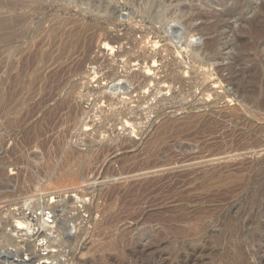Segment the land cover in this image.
Segmentation results:
<instances>
[{
    "label": "rangeland",
    "instance_id": "1",
    "mask_svg": "<svg viewBox=\"0 0 264 264\" xmlns=\"http://www.w3.org/2000/svg\"><path fill=\"white\" fill-rule=\"evenodd\" d=\"M70 1H73V3L71 2L72 4L79 3V5L82 6V8L87 9V12L89 10L88 8H90L89 11L90 13L94 9V5H100L101 2L104 1H105V5L109 2H112L110 4L115 6L116 14L119 19L126 22L133 21L139 25H142L144 31L151 30L154 32L156 31L157 35L159 34L158 36L154 34L151 35V37L154 36L153 40L157 43V49H154L153 51V47H151L148 51L150 55L151 53L152 55L154 54L157 55L156 57L157 62L155 64V66L157 65V67L152 65L154 64V62H152L153 60L148 61L150 59L149 58L150 55H149L148 57L149 59L147 60V65L149 64L153 66L151 68L153 69L152 77L150 76L151 80L145 86V88L148 90H146L145 88H144L145 90L142 89V92L144 93L148 92L147 96L149 97L148 100L146 101L148 105L146 106L145 103L146 110L144 109L145 107L143 108V114H144L143 121L145 120L146 122L147 120L148 123L147 122L145 123L142 120L136 122L134 121L132 122L133 124L132 126H135L136 128L130 126L128 128L129 130L128 129L126 130V128L119 126L117 128L115 127L117 129L115 130V128L113 129V127L108 126L107 128L109 132H107L106 129L105 131L99 130V132H97L98 130L95 129L96 123L99 121V118L97 117L96 119L93 118V120L89 119L90 121L86 119L89 125L90 124L92 125V127L91 125L90 126L88 125L89 130H86L85 126L83 127L82 125L83 123H81L79 127L75 129L76 131L73 130V132L69 133L68 135V133L62 131L63 129H60V132L58 134L57 131L53 130L52 126L50 127L49 123L46 124V122H43L42 130L44 131L42 132H44V135L42 133L40 138V141L42 140L40 143L42 144L38 142H34L32 140L33 139L32 136L34 135L35 130L32 127L33 125H31V122H29L28 125L24 126L23 129L17 132H14L11 129H5V130L2 129V131L0 130V156H1L0 174L3 173L2 175H0V238H1L0 251L6 249V244L8 246L11 244L10 240H12V238L9 237L12 236V232H10L9 229L12 227V225H14L15 220H20V216L17 215L20 213L19 211L16 210L17 208L25 204V200L27 201L30 198L28 201L35 202V201H39L38 199H41V201L46 202L54 195V193H61V194H66L67 196L66 199H63L64 202H62L61 204L65 203V205H67L66 207L68 210L66 209V214L64 216V218H66L65 219L66 221L63 224V228L64 227L67 228V233H65V236L63 235L60 238L58 237L57 234L53 235L56 238L53 239V244L56 243V245L54 246L56 248L54 249L60 251L61 254L59 260L56 261L58 264H80V263L81 264H112V263L113 264H182L181 262L182 260L179 258V255L180 254L182 255L184 252L185 253L190 252L192 249H194V247L198 248L199 250L195 259L197 262L193 264H227V263L239 264L240 258L241 259L248 258L246 260L249 261L250 259V262L251 260L254 262V260L257 259V262H260V264H264L263 262L264 255L263 252H261L262 250H264L263 249L264 242H259V243L257 242V244H259L262 247V248L260 247L261 251L259 252L257 251L259 248L256 246L254 247V244L256 243L254 244L251 243L252 246H250L249 243L247 242L248 235H250V233L252 232H248L249 234H247L246 232L247 230L243 232H239V229L238 230L236 229L235 231L234 230L232 231L231 229L233 228L234 224L244 225L246 223L244 222L242 224V221L244 220H248L247 222L248 223L250 222L251 224L252 222L251 217H255L254 213L256 215H260L261 220L264 221V216H263L264 206H262V208H259L258 207L259 205L256 204L257 201L259 203H262L264 201L263 198L264 193H262L264 192V188H262L264 187V185L258 184L262 182L260 181V177H262L261 180L264 177V163L262 164L259 163L258 164L259 166L256 165L257 166L256 168L251 169L250 163L248 164L245 163V160H243L242 157L229 159L230 156H234L236 153V152H232V154H230L231 152L228 151L231 150L234 147V145L232 144V142L231 143H228L226 141L222 142L224 140L223 138L226 137L225 134L227 135L231 132H232L231 134H236V135L243 133L248 137L250 136L253 138L255 136L254 134L256 133L255 136L256 139L262 138V140H264V126H261L262 122L259 121L257 122V118L256 121L254 120L256 116H254L255 114H253L254 113L253 110L250 109L249 111L250 107L244 106L245 109L247 110L243 113L242 117L239 119L238 118L232 119V117L229 115L226 116V114H228L227 112L216 114L213 112L214 109L212 108L214 107V102H215V94H214L215 91H217L221 96H223L224 94L225 96H228V97L223 96V98L225 97L224 101L225 103H227V106H229L230 108L238 105L237 103L239 99L236 96V90L234 84L232 83L229 84L228 82L225 81L226 80L228 81L233 74H236V72L231 74L234 71V69H236L235 71L240 69V68L232 67L234 62L232 61L233 57L235 55H238L237 51H240L242 49L240 48L241 46L239 47V45L243 46L244 43L248 45L250 44V42H252L251 41L252 39L249 36V34L247 33L248 35H246L245 33L247 31L245 30V32L243 33L244 35L247 36L244 38V40H242L243 43L238 42L237 44H235L236 35L232 32H228L227 35L225 36L224 35L220 36L218 40L219 42L217 48L215 50V53H217L218 51V54H216L217 55L216 58L210 59L209 57L207 58L208 56L207 53L202 52L201 48L205 47L207 41H209L211 36L203 35V34L196 35L194 37L188 36L185 27L182 24V21L181 20L179 21V19L177 20V16L179 15L178 6H182L184 4L190 7L194 6L193 9L199 8L202 11L219 13L222 9L214 5L206 6L202 4L203 2H199L195 0H185L186 2L185 1L180 2L174 0L172 4L171 3L168 4L170 7L168 8L165 14L161 13V11L158 10H156L155 12V15L157 16L159 15V17L164 16L167 20L168 19L173 20V22L169 23V25H165L163 27L164 25L163 23H161L160 21L159 22L151 21L152 19L150 20L149 17L146 18L145 17L146 15L143 12L141 13L138 9L129 5L128 2L125 0H99V1L70 0ZM83 2H87V3H83ZM177 2L179 3L177 4ZM260 3L261 0H254V4H256V6L259 5ZM87 4H90L92 6ZM256 6H254L253 8H255ZM250 12L251 10H248L247 12L248 17L251 16ZM101 14H106V12L102 11ZM174 16H176V19L174 18ZM229 25L230 27L240 30V26H239L240 23L236 22L235 20L231 21ZM194 26L205 28L206 26H209V22L206 23L204 20L199 19L194 23ZM219 26H217L215 29H219ZM241 31L242 30H240V32ZM180 34H183L186 37H184L183 35L181 36ZM239 34H241L240 36H242V33ZM237 36L239 35L237 34ZM248 36L250 39L248 38ZM24 37L26 39H29L30 42L29 40L27 41L26 39L22 40V38L24 39ZM24 37H22L20 41L22 40V42L26 45H27L26 41L29 42L30 44L32 43L33 35L28 33L25 34ZM225 43H229L230 46L232 45L231 48H229L230 46L224 47ZM0 48H1V42H0ZM177 62L182 67V70L185 68L188 69V70L187 69L183 70L184 72L181 74H183L184 76L187 75L189 78L192 75V72L196 71L195 73L198 72V74L201 73V75L210 78V80L207 81L208 84L206 85L204 84L203 86L201 85L199 87L193 86L191 88L187 87L182 89L180 85L177 84L176 86V84L172 83L171 86L173 85L172 86L173 89L170 88L171 86L168 89H165L168 90L165 91L168 92V94L167 93L164 94L165 93L164 92V93H160L159 95L156 93L154 94L155 96L151 95L150 93H152L154 89H156V84H158L159 80L165 76L164 74H167L164 73V70L165 71L167 70L166 72H168L171 66H173L174 64L175 65L178 64ZM166 63H168V65ZM158 64L160 67L158 66ZM165 65L168 66L169 68L166 67ZM121 66L123 65L121 64ZM116 67H119V65ZM94 68L96 69L95 66ZM135 69L136 68H133L132 71H135ZM122 70L124 69L122 68L119 70V73H121V75H122L121 72ZM136 70H139V68H137ZM142 71L146 72V69ZM213 81L217 83L215 85L216 86L218 85L219 89L215 90L214 88L215 85H213ZM116 84H118L117 89H115L114 87ZM11 85L12 82L10 81L9 88L12 87ZM112 85L113 87H111ZM207 86H208V90H206L207 92H205L204 90L205 88H207ZM218 86L216 88H218ZM134 87L135 86H133L127 79L121 78L116 80L114 83L110 84L109 86L110 89H108L109 90L108 94L112 93L111 97L118 102L120 101L119 99H121L122 97L126 98L129 92L132 94L134 89L138 87V84L135 88ZM211 87H213L211 92H208L211 89ZM176 92L179 93L177 101L173 99V96L175 94L177 95ZM131 94L129 95L131 96ZM207 94L209 95L208 97L206 96ZM210 94L214 97H212ZM134 95L136 96V94ZM161 97L163 98V100L168 97V101L163 102ZM212 99L214 101L213 103H211ZM91 101L89 102L88 105L86 104L85 107L89 108V106H91L89 108V113L90 110L92 109L94 113L98 109L97 106L101 107L102 105L92 106L94 104L91 105V103L93 102ZM224 101H222L221 104H225ZM130 103L131 102H127L126 104L130 108H134V107L136 108L137 103L134 104H130ZM170 105L173 107V110ZM209 106L211 107V109ZM147 107H149V109ZM159 112L161 113L163 112L164 114L167 112L166 113L167 115L171 114L175 118L179 114L180 115L178 117L183 118L185 116H189V114L194 115L196 113L205 112L209 115V117L206 114L207 116L205 115V117L201 119L202 121H199L195 126L192 125L190 127L182 128V129L181 127L178 128L175 127L172 128L171 131L169 130L167 133H164L163 135L159 136V146H158L159 148L157 149L158 153L155 156L148 158V156L146 155L147 152H145L147 150L145 149L143 150L142 147L146 141L148 142L147 135L142 136L141 131L145 132V130L147 129L146 131L147 133H149L151 130L155 129L157 126H160L162 124V121L164 120L165 117L163 116L164 118L161 117L162 119H159L157 117V113ZM211 112L214 116L211 114ZM181 113H185L186 115L184 114L182 115ZM93 115L94 114H92L91 117H93ZM94 120L96 122H94ZM93 125L95 126L93 127ZM259 127H261V130ZM45 129H47L48 131L51 129L50 132L51 131L54 132L47 133L48 131H46ZM251 133L253 136L251 135ZM96 135L99 139L95 137ZM262 135L263 137H260ZM59 136L62 137L60 138ZM113 137L115 139H113ZM91 138H93V140L95 141L96 140L98 141L91 142L93 141ZM238 138L240 140V136ZM88 139L91 140L90 141L91 144ZM138 139L139 141L145 139V142L141 141L139 143L137 141ZM30 140L32 142V145L29 142ZM132 141H134V144L132 143ZM110 142L114 143L113 146L115 148L110 144H109L110 146L108 145V143ZM122 142H124V145ZM126 142L127 145H125ZM47 143L49 146L47 145ZM58 143L59 146L57 145ZM85 143L86 144L88 143L87 144L88 146ZM94 143L95 146L93 147L92 144L94 145ZM37 144H39L38 145L39 147L37 146ZM98 144L101 146H99ZM89 145L92 146L93 148L90 147ZM146 146L147 145L144 144L145 148ZM104 149H108V152L110 151L111 153H106ZM76 150L78 154L76 153ZM66 154H69L68 156L73 155L74 157L76 156V154L77 156L81 154V156L83 155L82 158L85 156L83 158L84 162L79 163L78 161L77 163L75 162L71 164L70 167H68L69 165L67 167H63L64 165H66V163L64 164V162H66L68 158ZM87 156H89L88 157L89 161L91 159L90 163L88 162L89 164L86 162L88 161V159L86 158ZM220 156L222 157L224 156L227 159H229V160L225 159L226 161H228L227 165L239 164L238 167L236 166L237 168L235 167L226 170L225 172L227 174L228 173L232 174L233 172L234 173L236 172L235 174L237 175L239 174L240 176L242 173L247 177H250L252 175L250 183L244 185V187L240 189L235 188L234 190L231 188L229 189L231 191L229 192L227 191L229 194L227 192L222 193L224 195L218 194V196L220 197L217 196V198L215 197V195L213 196V198L212 196L211 197H205L203 195L201 196L200 195L201 193L198 194L196 191L192 193L191 191H193L194 189L193 186H197L196 184L199 183L198 182L199 176H196L197 174L194 175L193 171L188 169L189 168L188 166L191 165L193 162L197 161L198 159H201L202 161L205 159L206 161L209 159H216L218 157L220 158ZM202 157L205 158L203 159ZM201 160H198L197 163L202 162ZM247 161L249 160H246V162ZM202 164L203 163H201V165ZM147 165L151 167L153 166H157V168L159 167V171H161L159 172L160 173L159 176L150 179L151 181L148 180L149 182L146 181L145 183H143L146 184L144 186L143 184H141L142 182L138 184V182L133 180H131V182L126 181L128 176L137 173L140 170V167ZM203 165L206 168L208 165H210V163H204ZM64 168L66 169L71 168L73 169V171L71 174H69V176L64 177L65 179L64 178L62 179L60 178V180L57 179L56 177L59 174V171L61 170L60 171L61 173L62 171L65 170ZM235 169L238 171H234ZM250 170L251 171L253 170V172H251ZM255 170L257 171L255 172ZM246 173L247 174L250 173L248 174L250 176H248ZM55 178L57 179V181H55ZM192 181H194L195 183ZM150 182H152L156 186H153L152 183ZM254 182L258 185H256ZM147 183L150 184L151 187H149L150 185L147 186L148 185ZM252 187H254V189ZM147 188L149 190H147ZM232 190H234V192ZM189 191L193 194L192 195L190 193L191 194L190 198H188ZM230 192H233V194ZM69 195L71 196L77 195L75 198L80 199V201L85 199L84 201L86 202V206L88 207L85 206L84 214L81 215L79 211V204L78 202H76V199L74 197H70ZM191 196H193V198ZM71 198L73 201L71 200ZM255 199L257 200L255 201ZM231 203L233 204L231 205ZM262 204L264 205V203ZM256 206L257 209H255ZM253 208L255 212L254 210H252ZM57 213L59 215L58 220H60L62 217L59 214V212ZM81 216H83V218ZM136 217L138 219H136ZM236 220L238 223H236ZM190 221L191 224L199 226L198 229L200 228L201 231L199 230L200 232L198 233L200 235L197 234V236H194V234H190L188 232L189 230L187 229L189 228ZM204 226L207 227L205 228ZM241 227L242 226H239L237 228H241ZM249 227L250 226H248V228ZM1 231L4 232V235ZM8 232L10 235L7 234ZM179 233L181 235H179ZM233 233L235 234V236ZM1 234L4 236V239L3 237H1ZM5 234L7 236H5ZM227 234H229L228 238H227L228 236ZM232 234L234 237L232 236ZM240 234H242L243 236ZM5 237L6 238L8 237V239L10 240L7 239L5 240ZM245 237L247 240L245 239ZM15 239L19 240L18 238ZM20 240L22 241L24 239L20 238ZM54 240L57 241L54 242ZM7 241L10 242L7 243ZM227 241L229 244L227 243ZM244 243H246L247 246ZM235 245L236 247H238L237 248L239 249L238 251L235 250L234 248ZM250 247L254 248L255 252L254 249H251ZM249 248L251 249V251L248 250ZM242 249L244 251L243 253L246 252L247 255L246 254L242 255L241 252ZM185 253L183 255H186ZM231 253L233 254V256ZM248 253L251 258H249ZM239 255L242 257H240ZM0 259H1L0 264L5 263L4 261L6 260L4 257H1ZM225 259H227L228 261ZM36 261L37 258L34 259L33 262L36 263Z\"/></svg>",
    "mask_w": 264,
    "mask_h": 264
},
{
    "label": "bare ground",
    "instance_id": "2",
    "mask_svg": "<svg viewBox=\"0 0 264 264\" xmlns=\"http://www.w3.org/2000/svg\"><path fill=\"white\" fill-rule=\"evenodd\" d=\"M125 1H127L129 5L138 9L141 13L143 12L146 15L145 16L146 18L149 17L150 20L152 19L151 21H154V22L160 21L161 23H163L164 24L163 27L165 25H169V23L173 22V20H169V19L167 20L164 16L159 17V15L158 16L155 15V12H156V10H158V11H161V13L165 14L166 11L168 10V8L170 7L168 4L169 3L172 4V2H174V0H125ZM176 1L182 2L185 0H176ZM176 1H175V3H176ZM195 1L203 2L202 4H204L206 6L214 5V6L222 9L219 13H215V12L202 11L199 8L193 9L194 6L190 7V6H186L185 4L182 6H178V8H179L178 14L179 15L177 14L178 15L177 20L179 19V21L180 20L182 21V24L185 27V30H186V33L188 34V36L194 37V36L200 35V34L211 36L209 41H207L205 47L201 48L203 53L208 54V56L206 55L207 58L208 57L210 59L216 58V56H217L216 54H218V51H217V53H215V50H216L218 42H219L218 40H219L220 36H222V35L225 36V35H227L228 32H232L236 36H237V34L239 35L237 37L235 36V41H236L235 44H237L238 42H242V40H244V38L247 37L246 35H248V34L252 39L251 40L252 42L248 41V42H250V44H248V45H246L245 43H244L245 45L243 44V46L239 45V47L241 46L240 48H242V49L240 51L236 50L238 52L237 53L238 55H235L233 57L232 61H234V62H233L232 67L233 68H240V69L237 71H235L236 69H234V71L232 70L233 72L231 74H233L235 72H236V74H233L232 77L228 81L227 80L225 81V82H228L229 84L230 83L234 84L235 90H236V96L239 99V101L237 103L238 105L230 108L229 106H227V103H225V101H224L225 97H228V96H225V94H224L223 96H225V97L223 98V96H221L217 91H215L214 92L215 102L213 101V99L211 100L212 101L211 103L214 102V107H212L214 109L213 112L216 114L222 113V112H227L228 114L225 113L226 116L229 115L232 117V119L233 118L239 119L242 117L243 113L247 110V109H245L244 106H247V107H250L249 111H250V109L254 111L253 114H255L254 116H256L254 120L256 121V118H257V122L258 121L262 122V125L261 124L260 125L264 126V0H261V3L257 6H256V4H254V0H195ZM71 2L73 3V1H70V0L69 1L68 0H0V42H1V48H0V130L1 131H2V129H4V130L5 129H11L14 132H17V131L23 129L24 126L28 125L29 122H31V125H33L32 127L35 130V132L33 131L34 135L32 136V138H33L32 140L34 142L40 143L42 141V140L40 141L41 134L43 133V135H44V132H42V131H44V130H42L43 129V122H46V124L49 123L50 127L52 126L53 130L57 131L58 134L60 132V129H63L62 131L68 133V135H69V133H72L73 130H75L77 127H79V125L81 123H83L82 125H83V127L85 126L86 130H89V128H88L89 123L86 121V119L87 120H89V119L93 120V118L94 119H96L97 117L99 118V121L96 123V128H95L96 130H98L97 132H99V130L105 131V129L107 132H109L108 128H107L108 126L113 127V129L115 127L117 128V127L121 126L123 128H126V130H127L130 126L133 125L132 122H134V121L136 122V121H140V120L143 121V118H144L143 108L145 107V103L149 97L147 96L148 92L144 93V92H142V89H144L145 86L147 85V83L151 80L150 78L152 77V72H153L152 71L153 69H151V68L153 66H155V64L157 62L156 61L157 55H155V54L152 55V53L150 55L148 51L151 47H153V51H154V49H157V43L153 40L154 36L151 37V35L154 34V35L158 36L159 34L157 35L156 31L155 32L151 31V30L150 31H146V30L144 31L142 25H139L133 21L126 22V21L119 19L117 17V14H116L115 6L110 4L112 2H109L105 5V1H104V2H101L100 5H94V9L92 7L93 10L91 11V13L89 12L90 8H88L89 9L88 12L90 14L87 12V9L82 8V6H80L79 3L78 4L74 3L75 4L74 5ZM83 3H87V2H83ZM178 3L179 2H177V4ZM87 5H90V4H87ZM90 6H92V5H90ZM254 6H256V7L253 8ZM248 10H251V12H250L251 16L250 17L247 16ZM102 11H105L106 14H101ZM174 18L176 19V16H174ZM199 19L204 20L206 23L209 22V26H206L205 28L194 26V23ZM233 20L240 23L239 26H240V30H242L241 32L239 29H235L233 27H230L229 24ZM217 26H219V29H215ZM176 30H178V29H176ZM237 30L239 31V33H242V36H240L241 34H239ZM245 30L247 32H245ZM244 32L246 33V35L243 34ZM28 33L33 35V38H32L33 41L31 44L29 43L30 40L26 39L24 37V35L28 34ZM178 35H179V33H178ZM180 35L182 36L183 34H180ZM183 36L186 37L185 35H183ZM249 36H248V38H249ZM22 37H24V39ZM21 38H22V40H25V39L27 41L29 40V42L26 41L27 45L24 44L22 42V40L20 41ZM181 38H183V37H181ZM183 39H185V38H183ZM246 40H247V38H246ZM181 41H183V40H181ZM189 46H191V45H189ZM227 46L228 47L230 46L229 43L224 44V47H227ZM231 46L229 48H231ZM199 53H200V51H199ZM149 55H150V57H149ZM147 60L148 61L153 60L152 61V62H154V64H152L153 66H151L149 64L147 65ZM121 64L123 66H121ZM159 64H158V66H159ZM166 64L168 65V63H166ZM118 65H119V67H116ZM26 66H27V69H26ZM94 66L96 67V69L94 68ZM169 66H171V65H169ZM155 67H157V65ZM166 67H168V66H166ZM119 68L124 69L121 71L122 75H121V73H119V70H120ZM133 68H136V69L139 68V70L135 69V71H132ZM24 69H26L27 71ZM145 69H146V72H143L142 70H145ZM185 69H187V68H185ZM185 69H183V70H185ZM183 70H182V67L179 65V63L171 66L170 69L168 70V72H166L167 70L166 71L164 70V73H167V74L163 73L165 76L162 79H160L159 82L157 81L158 84H156V89H154V91L152 90L153 92L150 94L154 95L157 93L159 95L160 93H164L165 91H168L165 89H168L172 83L176 84V86H177V84L180 85V87L183 89V88H187V87L191 88L193 86H198V87L201 85L203 86L204 84L205 85L208 84L207 81L210 80V78H207L204 75H201V73H199V74H198V72L195 73L196 71L192 72V75L188 78L187 75L184 76L183 74H181L184 72ZM195 70H197V69H195ZM189 71H188V73H189ZM161 76H162V74H161ZM121 78L127 79L135 87L138 84V87H136V88L134 87L135 88L134 91L133 92L131 91L132 94L129 92L127 94L126 98L122 97L121 99H119L120 101L117 102L111 97L112 93L108 94V92H109L108 89H110L109 86L111 83H114L116 80L121 79ZM10 81L12 82V85H11L12 87L9 88ZM215 84H217V83L215 81H213V85H215ZM116 85H117V87H116ZM116 85L114 86L115 89L118 88V84H116ZM172 86L170 87L171 89H173ZM217 86L216 85L214 86L215 90L219 89V86H218V88H216ZM111 87H113V85ZM212 88L213 87H211V89L208 92H211ZM171 89H169V90H171ZM194 89H196V88H194ZM146 90H148V89H146ZM206 90H208V86H207V88H205L204 91L207 92ZM172 92H174V91H172ZM166 93L168 94V92H165L164 94H166ZM129 94H131V96ZM134 94H136V96ZM208 94L206 95L207 97L209 96ZM178 95H179V93H177V95L175 94L173 96V99L177 101ZM211 96H210V98H211ZM212 97H214V96H212ZM92 98H93V100H92ZM161 99L163 100L162 97H161ZM171 100H172V98H171ZM90 101L92 102L91 105L94 104L92 106H97V105H102V106L101 107L97 106L98 109L94 113H93V109L90 110V113H89V108L91 106H89V108H86L85 106H86V104L88 105ZM164 101H168V97L165 98L163 100V102ZM222 101H224L225 104H221ZM127 102H131L130 104L137 103L136 108L135 107L130 108L126 104ZM160 102H162V101H160ZM147 105H148V103H146V106ZM211 105H213V104H211ZM147 108L149 109V107H147ZM144 109L146 110V107ZM210 109H211V107H210ZM172 110H173V107H172ZM180 110H177V111H180ZM253 111H251V112H253ZM91 112H92V114H94L93 117H91L92 116ZM148 112H149V110H148ZM166 113L165 114L163 112L157 113V117L159 119H162L161 117H163V116L165 117V118L163 117L164 120L162 121V124L160 126H157L156 128L154 126L155 129L151 130L149 133H147V131H146L147 129L145 130V132L141 131L142 136L147 135V140H148V142L146 141L147 144L145 142V139L144 140L142 139L141 141H144L145 142L144 144L147 145L146 148L144 147V144L142 147H143V150L144 149L147 150L145 152H147L146 155L148 156V158L155 156L158 153L157 149L159 148L158 147L159 146V136L163 135L164 133H167L169 130L171 131L172 128H175V127L176 128L181 127V129H182V128L190 127L192 125L195 126V125H197V123L199 121H202L201 119L204 118L205 115L207 114L205 112H203V113L200 112V113H196L194 115L189 114V116H185L183 118H179L178 117L180 115L179 114V115H177L178 118L177 117L175 118L171 114L167 115ZM185 113H181V114L186 115ZM194 113H195V111H194ZM99 114H100V116H99ZM211 114H212V112H211ZM208 117H209V115H208ZM224 117H225V115H224ZM82 119H83V121L85 120L86 122L85 121L83 122ZM155 120H156V118H155ZM94 122H96V121L94 120ZM143 122H145V120ZM146 122H147V120H146ZM92 124H93V122H92ZM136 124H134V125H136ZM49 125H48V127H49ZM94 126L95 125H93V127ZM91 127H92V125H91ZM132 127H135V126H132ZM139 127H140V125H139ZM116 128H115V130H117ZM149 128H150V126H149ZM259 128L261 130V127H259ZM113 129H111V130H113ZM45 130L48 131L47 129H45ZM50 130L47 133H49ZM123 130H125V129H123ZM130 130H132V129H130ZM54 131H51V132H54ZM119 131H120V129H119ZM104 133H106V132H104ZM224 133H225V131H224ZM231 133H229L227 135L225 134L226 137L223 138L224 139L223 141L221 140L222 142H224V141H226L228 143L232 142V144L234 145V147L228 151L231 152L230 154H232V152H236V153L234 156H230L229 159L242 157L243 160H245V163H247V164L250 163L251 169L259 166L258 165L259 163L260 164L264 163V140H262V138L259 139L257 137L258 139H256L255 138L256 133L255 134L253 133L255 135L254 138L250 137V136L248 137L247 135H245L243 133L238 134V135L231 134ZM100 134H101V132H100ZM90 135H91V133H90ZM251 135H252V133H251ZM239 136H240V140L238 138ZM42 137H45V136H42ZM95 137L97 139H99L97 137V135ZM260 137H263V135ZM142 138H144V137H142ZM91 139L93 140V138H91ZM108 139H109V137H108ZM113 139H115V138L113 137ZM90 141L91 140H89V142ZM94 141L95 140H93L91 142H94ZM96 141H98V140H96ZM137 141L139 143L141 142V141H139V139ZM29 142L32 145L31 140ZM58 142H60V141H58ZM91 142H90V144H91ZM124 142H122L123 145H124ZM214 142H212V143H214ZM132 143L134 144V141H132ZM30 144H28V145H30ZM40 144H42V143H40ZM109 144L113 146L114 143L110 142V143H108V145ZM38 145L39 144H37V146ZM47 145H48V143H47ZM57 145L59 146V143ZM103 145H104V143H103ZM125 145H127V142ZM137 145H139V144H137ZM92 146L94 147L95 143H94V145L92 144ZM92 146H90V147H92ZM99 146H101V145H99ZM113 147H111V148H113ZM104 150L106 153H111L110 151L108 152V149H104ZM111 151H112V149H111ZM78 152H81V151H78ZM76 153H77V150H76ZM48 154H46V155H48ZM77 154L75 157L73 155L68 156L69 154H66L68 156V158H67V161L65 160L66 162H64V164L66 163V165H64L63 167H67L68 165H69L68 167H70L71 164H73L75 162L77 163L78 161H79V163H83L84 162L83 158L85 156L82 158L83 155L81 156V154H79L77 156ZM15 155H16V153H15ZM88 157L89 156L86 157L88 159V161H86V162L90 163L91 159L89 161ZM221 157L222 156H220V158L218 157L216 159H209L206 161L204 159L205 157L204 158L202 157L204 159L203 161L201 159H198V160H201L202 162L197 163L198 160L196 159L197 160V161H195L196 163L193 162L191 165L188 166L189 167L188 169L193 171L194 175L197 174L196 176H199V181H198L199 183L197 182L198 183V184H196L197 186H193L194 189H193V191H191L192 193L194 191H196L198 194L201 193L200 194L201 196L202 195L205 197H211L212 196V198H213V196L215 195V197L217 198L218 194L226 193L227 191L229 192V191H231V190H229L231 188L234 190H235V188L240 189V188H243L244 185H247L250 183L251 177H252V175L251 176L248 175L250 173H248V174L246 173L250 177L243 175V173L241 174V176L239 174L237 175V174H235L236 172L235 173L233 172L232 174H229V173L227 174L225 172L226 170L235 168L236 166L238 167L239 164L238 165L237 164L232 165L230 163L231 165H227L228 161L225 160L227 158L224 156L222 158ZM107 158H108V156H107ZM229 159H227V160H229ZM18 160H19V157H18ZM246 160H249V161L246 162ZM80 161H82V162H80ZM10 162H11V160H10ZM201 163H203V164L204 163H210V165H208L205 168L206 164H205V166L202 164L203 165L202 166ZM76 166H77V164H76ZM44 168H45V166H44ZM49 168H50V166H49ZM97 168H98V166H97ZM64 169H63L64 171H62L61 173H60L61 170L59 171V174L56 177L57 179L60 180V178L62 179L64 177H67L73 171V169H71V168H67V169L64 168ZM234 171H238V170L235 169ZM256 171L257 170H255V172ZM159 172H161V171H159V167L157 168V166H153V167L148 166V165L143 166V167H140V170L137 173H134L133 175L128 176L126 181L131 182V180H133V181L138 182V184H140L141 182H142L141 184H143L146 181L149 182V181H151L150 179H152L156 176H159V174H160ZM251 172H253V170ZM238 173H241V172H238ZM2 174H0V175H2ZM83 175H85V174H83ZM56 178H55V181H57ZM261 178L262 177H260V181H262V182H260L258 184L264 185V177L262 180H261ZM156 179H158V178H156ZM192 182H194V181H192ZM258 182H259V179H258ZM150 183H152V182H150ZM180 183H182V182H180ZM258 184H256V185H258ZM144 185H146V184H143V186ZM149 185L150 184H148L147 186H149ZM152 185L156 186L153 183H152ZM149 187H151V185ZM252 188L254 189V187H252ZM262 188H264V187H262ZM147 190H149V189L147 188ZM234 190H232V191L234 192ZM185 192H186V190H185ZM191 192L190 191L188 192V196H189L188 198H190V195L192 194ZM233 192H230V193L233 194ZM256 192H257V190H256ZM197 193H194V194H197ZM262 193H264V192H262ZM222 195H224V194H222ZM260 195H262V194H260ZM69 196L75 198L77 195L76 196L69 195ZM191 197L193 198V196H191ZM218 197H220V196H218ZM235 198H236V196H235ZM257 198H259V197H257ZM28 200L27 201L25 200V204L29 203ZM71 200H72V198H71ZM256 200L257 199H255V201ZM53 202L54 201H51V198H50L46 201V204L49 205ZM231 202H233V201H231ZM262 203H264V201ZM262 203H259L257 201L256 204L259 205L258 206L259 208H262V206H264ZM232 204L233 203H231V205ZM66 206L67 205H65V203L61 204L59 201H57V204L53 205V207L56 211V214H57V226H55L54 230L49 231V233H50V235H52V237H54L53 236L54 234H57L58 237L60 238L63 235L65 236V233H67V228H65V227L63 228V224L66 221L65 220L66 218H64V216L66 214V209H67ZM86 207H88V206H86ZM255 209H257V206L255 207ZM252 210H254V208ZM261 210H263V209H261ZM187 211H189V210H187ZM238 211H240V210H238ZM57 212H59V214L62 217L60 220H58L59 215ZM250 212H253V211H250ZM250 212H249V215H250ZM254 212H255V210H254ZM257 213H258V210H257ZM245 215H246V213H245ZM254 216L255 217H251V219H252L251 224H250V222L249 223L247 222L248 220H244V221L240 220V221H242V224L244 222H246L247 224L246 223L244 225L234 224L233 228H231V229H232V231L239 229V232H243V231L247 230L246 231L247 234H249L248 232H252V233H250V235H248V241L247 242L249 243L250 246H252V244L256 243V244H254V247L255 246L258 247L259 249L258 250L256 249V250L260 252L262 247L259 244H257V242L258 243L264 242V221L261 220L260 215H256L254 213ZM263 216H264V212H263ZM14 219H16V218H14ZM21 219L24 220V217L21 216L20 220H15L16 224L14 223V225L10 224V225H12V227L9 229V231L12 232V236H10L9 238H12V240L8 239V237L7 238L5 237V240L6 239L10 240L11 242L7 241V243L10 242L11 244L9 246L6 244V249L0 251V258L4 257L6 260V261H4L5 263H3V264H58L56 261L59 260V257L61 254H60V251H57V249H54V248H56V247H54L56 245V243L53 244V240L50 241V245L47 249L48 250V256L47 257H42L36 251V245H35V239L36 238L35 239L28 238V239H26V240H28V242H26V243L24 242V241H26L25 239L22 241L20 240V238H22V236H24V233H23L24 222ZM136 219H138V218L136 217ZM243 219H245V218H243ZM248 219H250V218H248ZM236 223H238L237 220H236ZM239 226H242V227L237 228ZM248 226H250V227L248 228ZM26 227H27V225H25V228ZM198 227L199 226L191 224V221H190L189 228L187 230H189L188 232L190 234H194V236H197V234H199L198 232L201 231L200 228L198 229ZM130 229H132V228H130ZM2 233L4 235V232H2ZM7 234H9V232ZM229 234H227L228 235L227 238L229 237ZM233 234H232V236H233ZM3 235L1 234V237H3V239H4ZM179 235H181V234L179 233ZM240 235H242V234H240ZM257 235H259V236H257ZM5 236H7V235L5 234ZM234 236H235V234H234ZM15 238H18L19 240L15 239ZM245 239H246V237H245ZM0 240H1V238H0ZM56 241L54 240V242H56ZM235 241H236V239H235ZM240 241H238V242H240ZM227 243H228V241H227ZM246 243H244V244H246ZM197 244H198V242H197ZM237 245H240V244H237ZM241 246H242V244H241ZM246 246H247V244H246ZM208 248H210V247H208ZM234 248L237 251L239 250V249H237L238 247H236V245ZM250 248L254 249L252 247H250ZM250 248L248 249L249 251H251ZM243 249L241 251L242 255L243 254L247 255L246 252L243 253L244 252ZM177 250H178V248H177ZM198 250H199L198 248L194 247V249H192L190 252H186V253L184 252L186 255H183L184 253L182 255L180 254L179 258L182 260L181 261L182 264H193V263L197 262L195 259H196V255L198 253ZM216 250H217V248H216ZM249 251H247V252H249ZM254 252H255V249H254ZM261 252H263V255H264V250H262ZM178 253H180V252H178ZM219 254H220V252H219ZM146 255H148V254H146ZM248 255H249V253H248ZM91 256H93V255H91ZM232 256H233V254H232ZM240 257H242V256H240ZM243 257H245V256H243ZM36 258H37L38 262L36 261V263H35L33 261ZM249 258H251L250 255H249ZM227 259H225V260H227ZM246 259H248V258H245V259L240 258L239 264H260V262H257V259H255L254 262L252 260L250 262V259H249V261H247ZM94 262H96V261H94ZM263 262H264V259H263ZM229 263H232V262H229Z\"/></svg>",
    "mask_w": 264,
    "mask_h": 264
},
{
    "label": "built area",
    "instance_id": "3",
    "mask_svg": "<svg viewBox=\"0 0 264 264\" xmlns=\"http://www.w3.org/2000/svg\"><path fill=\"white\" fill-rule=\"evenodd\" d=\"M66 194L54 193L51 197L53 203L47 205L46 202L41 201H29L28 204H23L16 211H19L20 214H17L24 217V236L21 239L32 238L35 239L36 251L42 256H48V247L50 241L53 240L52 235L49 231L54 230L57 226V214L53 205L57 204V201L60 203L64 202L63 199H66ZM79 204V211L82 214L85 212L86 202L84 200L75 198ZM83 218V216H81ZM85 217V216H84ZM25 225L27 227L25 228ZM28 242V240L24 241Z\"/></svg>",
    "mask_w": 264,
    "mask_h": 264
}]
</instances>
